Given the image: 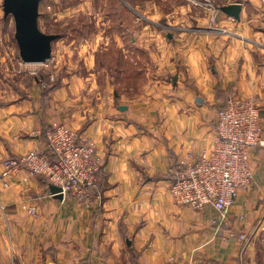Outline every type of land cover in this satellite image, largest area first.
<instances>
[{
    "label": "crops",
    "instance_id": "1",
    "mask_svg": "<svg viewBox=\"0 0 264 264\" xmlns=\"http://www.w3.org/2000/svg\"><path fill=\"white\" fill-rule=\"evenodd\" d=\"M239 2L240 21L218 17L223 32L205 14L163 15L165 41L154 35L145 64L137 34L132 48L123 32H108L94 39L119 42L113 70L92 63L86 74L72 69L52 81L33 76L27 87L0 88V264H264L257 227L264 150L250 152L252 181L222 222L210 207L176 206L168 192L176 162L212 148L216 112L228 98L251 99L264 111V29L253 15L264 6ZM54 124L96 146L99 182L87 204L57 199L43 178L23 173L11 174L3 188L2 162L46 153L45 133Z\"/></svg>",
    "mask_w": 264,
    "mask_h": 264
},
{
    "label": "built area",
    "instance_id": "2",
    "mask_svg": "<svg viewBox=\"0 0 264 264\" xmlns=\"http://www.w3.org/2000/svg\"><path fill=\"white\" fill-rule=\"evenodd\" d=\"M204 6L209 10L210 24L214 26L211 28L222 31L217 26L219 8L208 0ZM214 134L210 150L176 162L168 192L176 206L195 211L210 207L219 214L222 222L239 190L252 181L250 152L264 150V111L251 99L230 97L216 112ZM45 136L46 153L33 150L19 158L3 161L2 178L10 173H23L27 179L42 177L49 186L58 187L62 196L70 194L79 200L86 199L98 182L100 169L95 145L79 138L62 124L49 127ZM28 213L34 215L35 209L30 208ZM257 227L264 231V218ZM238 238L245 239L243 235ZM165 264L189 263L171 258Z\"/></svg>",
    "mask_w": 264,
    "mask_h": 264
},
{
    "label": "rangeland",
    "instance_id": "3",
    "mask_svg": "<svg viewBox=\"0 0 264 264\" xmlns=\"http://www.w3.org/2000/svg\"><path fill=\"white\" fill-rule=\"evenodd\" d=\"M208 1L211 5L219 8L221 3L232 0ZM253 1L264 6V0ZM204 3L205 0H43L40 3V30L46 34L58 35V39L52 44L54 54L44 64L46 65L45 67L43 65L25 66L22 64L13 39L14 30L10 27L12 24L10 20L12 22V19L11 17H7V20H4L0 6V88L5 90L6 86L7 89L16 86L27 87L29 85L28 82H30V79H33V76L41 83L52 81V79L55 80L57 77L64 75L67 70L70 72L72 69L86 74L88 69L86 71L85 69L90 65L92 66V63H95L98 67L113 70L114 67L119 65L118 57L120 53L118 55L116 53L119 42L115 43L112 40L110 42L101 41V39H98L97 42L94 39L98 36L102 38L108 32L114 35H120L123 32L125 41L122 40V42L125 46L132 48L134 46L131 44V38H135V34H137V44H140L139 48L142 50L143 63L145 64L148 62L147 59L149 60L150 51L156 48L154 35H160L161 39L165 41L163 27H165L166 21L163 15H178V17H181V12L185 11V15L189 14L193 18H202L205 14L210 24L209 10L204 6ZM262 10L259 7L253 13L255 17L254 25L257 28L264 29V12ZM220 14L219 10L217 24L219 23L218 17ZM160 16L162 18L157 20L156 18ZM109 19L111 21L110 24L107 23ZM119 19H122L121 24H119ZM150 20H154L155 23L158 22L159 26L152 25ZM195 25L196 23L192 24V27H195ZM210 26L214 27L211 24ZM220 29L223 32V28ZM124 45H121L123 46L122 48H124ZM77 49L82 50L78 51ZM24 83L28 84L25 86ZM74 133L79 138H82L76 132ZM82 139L91 141L94 144L92 140ZM96 157L98 159L97 152ZM11 174L3 178L1 175V181L5 183V186L3 184V188L5 189L10 186L8 179ZM98 182L95 190L90 192L88 197L97 190ZM46 183L48 184L47 181ZM67 196L75 202L88 203V197L79 200L70 194ZM30 208L33 207H26L27 213ZM30 215L34 216L35 214Z\"/></svg>",
    "mask_w": 264,
    "mask_h": 264
},
{
    "label": "water",
    "instance_id": "4",
    "mask_svg": "<svg viewBox=\"0 0 264 264\" xmlns=\"http://www.w3.org/2000/svg\"><path fill=\"white\" fill-rule=\"evenodd\" d=\"M43 0H2L4 18L13 21V39L18 56L24 65H44L51 59L52 44L58 35L43 33L38 26L39 8ZM238 2L223 6L219 10L226 16L240 21L241 4ZM170 38V36H168ZM51 194L62 199L61 190L49 186Z\"/></svg>",
    "mask_w": 264,
    "mask_h": 264
}]
</instances>
